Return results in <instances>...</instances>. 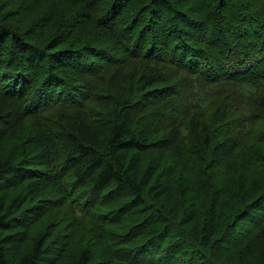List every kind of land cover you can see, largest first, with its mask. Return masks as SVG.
<instances>
[{"label": "trees", "instance_id": "obj_1", "mask_svg": "<svg viewBox=\"0 0 264 264\" xmlns=\"http://www.w3.org/2000/svg\"><path fill=\"white\" fill-rule=\"evenodd\" d=\"M0 264H264V0H0Z\"/></svg>", "mask_w": 264, "mask_h": 264}, {"label": "rangeland", "instance_id": "obj_2", "mask_svg": "<svg viewBox=\"0 0 264 264\" xmlns=\"http://www.w3.org/2000/svg\"><path fill=\"white\" fill-rule=\"evenodd\" d=\"M63 217H64V214L58 213V210H56V212H52L48 214L47 217L45 216L44 218H42L41 221H39L36 225L32 227L31 236H33L32 232L34 231H39V230L48 231L49 228H53V231H51L53 238H61V240L64 242V240L62 239L63 237H65L68 234H70L71 236L74 235V234H71V232L74 231L75 226H71L68 223L64 224L63 222H61ZM81 242H84V241H81ZM78 243H80V240H78Z\"/></svg>", "mask_w": 264, "mask_h": 264}, {"label": "bare ground", "instance_id": "obj_3", "mask_svg": "<svg viewBox=\"0 0 264 264\" xmlns=\"http://www.w3.org/2000/svg\"><path fill=\"white\" fill-rule=\"evenodd\" d=\"M200 29V28H199ZM4 99V98H3ZM207 213V212H206ZM194 255V254H193ZM157 263H159V262H157Z\"/></svg>", "mask_w": 264, "mask_h": 264}]
</instances>
